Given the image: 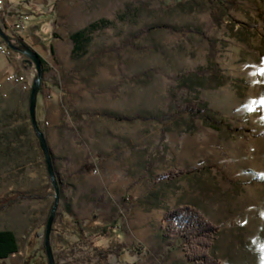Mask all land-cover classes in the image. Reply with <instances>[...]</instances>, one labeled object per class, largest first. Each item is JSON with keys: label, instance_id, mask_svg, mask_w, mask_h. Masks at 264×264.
Listing matches in <instances>:
<instances>
[{"label": "rangeland", "instance_id": "obj_1", "mask_svg": "<svg viewBox=\"0 0 264 264\" xmlns=\"http://www.w3.org/2000/svg\"><path fill=\"white\" fill-rule=\"evenodd\" d=\"M38 1L21 13L45 42L55 18L61 38L38 96L54 115L36 110L60 188L55 262H69L79 227L89 236L117 220L95 239L125 245L110 264H202L165 237V213L191 205L219 228L209 253L220 264H264V0ZM92 25L74 53L66 32ZM19 132L34 134L40 161L5 177L0 200L38 199L0 211L19 247L4 261L46 264L55 189L30 122Z\"/></svg>", "mask_w": 264, "mask_h": 264}, {"label": "trees", "instance_id": "obj_2", "mask_svg": "<svg viewBox=\"0 0 264 264\" xmlns=\"http://www.w3.org/2000/svg\"><path fill=\"white\" fill-rule=\"evenodd\" d=\"M25 4L31 6V0H14L13 2H10L7 5L8 8L13 7L15 8V10L21 12L20 11L21 7ZM23 14H27V13H23ZM8 15L12 16V12L9 11ZM92 27L93 25L90 26L89 28L76 31L71 35V41L74 46L73 48L74 53L75 51L83 48L88 38L89 35L88 33L90 31V28ZM7 36L11 41L12 45L18 50L15 51L14 49H10L1 37H0V45H5L10 50L18 53L19 55L24 56L20 49L28 44L23 42L19 38H12L8 34ZM41 62H42V73H44L45 62L42 59ZM23 63L24 66L26 67L28 65H33L30 59H28L25 56L23 58ZM37 108H38V97H37ZM190 108L188 107V110ZM36 115H37V111H36ZM37 122L40 127V130L44 132V130L41 128L40 120L38 118H37ZM157 159H158L157 157L155 158L154 155L150 154V163H149L150 167H153L152 165H155ZM22 198L38 199L37 196H27L20 193H10L7 194L2 200H0V211L8 206H11L17 200ZM59 216L60 213L57 212L52 228V235H54V233L56 232V224ZM163 221L165 223V237L167 238L179 237L186 241V247L188 248L187 256L189 257L190 260L192 261L200 260L202 264H220V262L217 259L213 258L209 253V250L211 249L213 242L219 233V228L216 225H214L210 220H208L207 217L199 209L191 205H181L177 208L167 211L163 217ZM117 222L118 221L115 220L113 223L106 224L103 226L101 232H99L98 234H90L89 236H85L83 229L79 227L78 229L79 238L69 248L71 259L67 264H110L109 258L111 255L120 256L121 254H123L125 245L120 242L114 243L108 246L107 248H103L102 246L95 245V239L98 237L106 238L111 230H115L117 228ZM45 232H46V223L44 228V234ZM57 240L60 241L59 239ZM53 241L54 240H52V242ZM18 249L19 247L15 233L11 230H0V264H7L5 263L4 260L8 259L12 254L18 252ZM52 250H54L53 246H52ZM24 264H31V262L27 259L25 260ZM46 264H48V260L46 261ZM56 264L58 263L56 262Z\"/></svg>", "mask_w": 264, "mask_h": 264}, {"label": "crops", "instance_id": "obj_3", "mask_svg": "<svg viewBox=\"0 0 264 264\" xmlns=\"http://www.w3.org/2000/svg\"><path fill=\"white\" fill-rule=\"evenodd\" d=\"M5 2L10 3L8 0ZM37 5H39L38 0H31V6ZM8 11L12 12L11 22L14 21L13 18L17 13H21L13 7L8 8ZM56 25L54 18L52 34L45 38L48 43L44 39L40 40L42 31L38 24L32 26L27 22L23 32L12 30L10 26H5V29L10 37L19 38L27 43L47 65L53 59L57 43L61 40L57 36L58 27ZM75 32L76 30L71 33L66 32V36L71 40V35ZM8 74L23 76L28 81L34 77L32 68L24 66L21 55L16 52H13L11 56L0 53V186L5 185V177L11 181L16 179L20 181L22 172H26L28 167L40 161L36 139L32 137L34 134H20L19 132V127L26 126L27 122H30L33 129L29 114L30 92L23 90L20 84L6 82L5 77ZM42 94H40V101L38 100V108L43 109L44 113L52 119L54 114L49 108V102ZM28 175L30 173H26V176ZM0 196H4L3 191H0Z\"/></svg>", "mask_w": 264, "mask_h": 264}, {"label": "water", "instance_id": "obj_4", "mask_svg": "<svg viewBox=\"0 0 264 264\" xmlns=\"http://www.w3.org/2000/svg\"><path fill=\"white\" fill-rule=\"evenodd\" d=\"M0 37L3 39V41L7 44V46L10 49H14L17 51L18 49L15 48L11 41L9 40L7 34L3 30V28L0 26ZM21 52L25 57L30 59V61L33 63L35 70L37 72V77L34 79L31 90H30V99H29V114H30V120L34 129V133L36 135V138L39 143V147L44 155L45 163L47 166V171L50 177V180L54 186L55 189V200L54 204L52 206V209L50 211L49 217L47 219L46 224V232H45V250L47 253L48 258V264H56L55 258L53 255L51 243H50V236L54 224V219L56 216V212L58 209L59 201H60V188L59 183L55 174L54 164H53V157L52 153L50 151V148L48 146L46 136L44 132L40 130V127L37 122V116H36V110H37V97L38 93L41 88L42 83V62L41 57L38 53H36L30 46L25 45L21 49Z\"/></svg>", "mask_w": 264, "mask_h": 264}, {"label": "built area", "instance_id": "obj_5", "mask_svg": "<svg viewBox=\"0 0 264 264\" xmlns=\"http://www.w3.org/2000/svg\"><path fill=\"white\" fill-rule=\"evenodd\" d=\"M8 8L5 0H0V19L3 22L4 26H10L12 30L23 32L26 28V24L29 21V15L23 13H17L13 18V22L10 20V16L8 15ZM14 51L10 50L5 45H0V53L5 54L7 56H11ZM5 81L9 83L20 84L23 90L29 91L31 90L32 84L30 81L25 79L23 76H18L16 74H8L5 77Z\"/></svg>", "mask_w": 264, "mask_h": 264}]
</instances>
